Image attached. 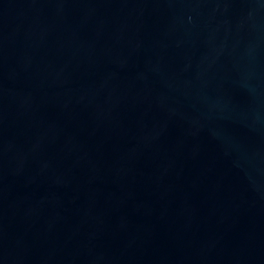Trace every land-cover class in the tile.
Masks as SVG:
<instances>
[{
  "label": "water",
  "instance_id": "95a60500",
  "mask_svg": "<svg viewBox=\"0 0 264 264\" xmlns=\"http://www.w3.org/2000/svg\"><path fill=\"white\" fill-rule=\"evenodd\" d=\"M0 264H264V0H0Z\"/></svg>",
  "mask_w": 264,
  "mask_h": 264
}]
</instances>
